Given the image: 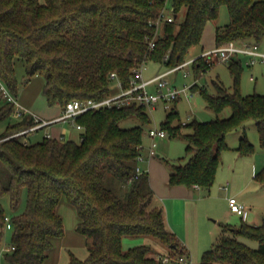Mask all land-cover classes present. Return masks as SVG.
<instances>
[{
	"label": "trees",
	"instance_id": "16d2710c",
	"mask_svg": "<svg viewBox=\"0 0 264 264\" xmlns=\"http://www.w3.org/2000/svg\"><path fill=\"white\" fill-rule=\"evenodd\" d=\"M166 5L167 0H0V78L17 97L15 63L22 60L28 80L44 77L43 93L50 106L64 108L75 99L101 100L110 94L111 73L127 88L133 70L149 60L170 69L186 62V54L201 42L207 24L219 18L222 6L230 20L216 26L215 47L264 40V0H172L171 19L163 17ZM181 13L184 18L178 21ZM193 64L198 77L212 62L199 57ZM242 65L241 59L228 61L233 92L217 82L216 95L192 85L215 118L174 124L178 111L166 115L160 129L184 136L190 154L184 164L171 166V186L211 188L228 148V133L248 120L256 122L264 146V95L241 94ZM15 106L0 88V123ZM227 108L230 116L220 118L218 113ZM147 110L139 105L90 110L76 119L84 128L79 140L45 136L34 143L23 141L21 136L36 131L31 128L38 124L29 112L6 126L0 133V250L7 247L6 232L11 234L8 246L14 249L4 252L1 264H45L55 242L65 235L59 211L64 203L75 210V230L87 238L88 249L85 260L71 253L69 264H165V255L188 257L186 247L168 228L149 173L136 177L145 126L152 123ZM129 117H137L141 124L121 127ZM184 126L191 130L182 134ZM237 151L241 156L254 151L245 130ZM254 178L264 187V167ZM25 189V209L11 216L13 226L8 230L1 199L9 196L16 212ZM127 237L156 238L168 253L157 258L149 244L124 249ZM240 238L253 239L258 247ZM200 264H264V220L259 225L245 221L239 227L224 225Z\"/></svg>",
	"mask_w": 264,
	"mask_h": 264
},
{
	"label": "rangeland",
	"instance_id": "374dc122",
	"mask_svg": "<svg viewBox=\"0 0 264 264\" xmlns=\"http://www.w3.org/2000/svg\"><path fill=\"white\" fill-rule=\"evenodd\" d=\"M166 14L172 17V0H167ZM183 18L184 15L181 13L178 21H182ZM229 20V13L226 6H222L219 18L216 21H211L207 24L201 42L189 50L185 56V61L199 58L205 51L213 49L216 46L214 29L216 30L217 25H226ZM258 45L259 49L264 51V40L260 41ZM240 58L243 64L240 77L241 94L251 95L257 93L264 95V62L258 61L256 64L248 66L245 64L246 58L242 56H240ZM208 62H212V64L205 72H201L198 77L195 73L194 64H189L182 69L170 72L164 78L169 86L176 89L188 87V93L186 95H182L176 101L169 102L167 105L160 102L155 107L147 110L152 123L145 126V135L143 139L145 159L141 161L140 164L146 165L147 172L150 177L152 173L153 176H158L159 178V175L165 173V170L169 171L173 164H184L188 160L190 154L187 153L186 147L188 142L184 136L167 135L164 138L157 139V155L150 156L149 147L152 139L148 136V130L151 128H160L162 123L165 121L166 115L173 109L178 111V115L173 122L174 124H185L195 118L200 121H208L215 118L217 115L207 107L206 101L200 92L191 90L192 85L195 83L199 87L206 88L212 95L217 94L215 82L223 85L229 92L234 91V78L228 67V61H220L211 57ZM15 68L18 81V103L16 104L12 115L0 123V133L4 131L9 123L18 121L21 117V113L23 112H34L45 119L54 118L60 113V107L57 105L50 106L44 96V77L42 75H36L32 77L31 80H28L25 62L22 60L16 61ZM169 69V66L164 63L149 60L146 62L145 67L142 70L143 78L145 80H149L160 73L168 71ZM186 72H189L190 74L188 76H184ZM251 76H254V79H252ZM149 88L150 90H153L155 87L150 85ZM119 91L120 89L118 88L117 81L113 80L111 83L110 95L118 93ZM230 114L231 110L230 108H227L218 113V116L220 118H227ZM140 124L141 121L137 117H129L122 120L120 126L123 128H130ZM65 126L70 128L68 122H56L39 128L25 136H21V139L23 141L34 143L42 140L48 132H53L55 128ZM243 129H246L248 140L254 144V151L247 156H239L237 151L239 138ZM190 130V128L184 126L181 131L183 134L189 132ZM75 139L79 140L77 135L75 136ZM227 144L228 148L225 149L222 154V160L218 167L211 191L207 193L200 188V195H198L196 197L197 200H194L193 202L194 208L196 207L197 209L194 215H191L192 219L190 223H192V225L189 226L187 230L182 229L181 226L174 228L179 240L185 243L186 247L189 249V264H200L202 254L206 250L213 247L222 233V227L224 225L230 224L234 227H239L243 222L241 216L231 214L228 204L229 201H224L226 194L229 196L231 189L236 185L233 178L240 177L244 179L248 173L251 174L253 167L257 168V172L262 170L264 167V146L260 143L256 122L254 120H248L242 127L229 132L227 135ZM151 160H153L156 165L153 168L151 167L150 171V165L148 162ZM254 177L255 174L252 177L253 180L251 183L253 184L244 192V195L242 196V203L248 211H252L250 213H252V217L256 219L257 223H260L264 218V195H258L259 189H252V187H261L263 191L264 188L255 180ZM117 188L118 187L115 189L118 190ZM262 190L260 192H262ZM123 192L125 191L121 190V194H123ZM26 197L27 191L25 189L22 192V200L16 212H13L11 209L9 196L2 198L1 202L6 215L11 217L14 213L22 212L26 206ZM68 205L69 204H62L59 210L64 219L65 235L63 238L55 242L54 250L50 253L45 264H69L71 253L80 260H85L88 256L87 238L77 233L74 229L76 225V214L71 206ZM245 222L249 224L255 223L250 219ZM10 238V232H6L4 237V244L6 246L10 244ZM240 239L244 240V242L252 248L258 247V242L253 239ZM140 244H149L152 246V255L157 258L164 253V246L158 239L153 237H127V240L123 242V247L124 249H128ZM166 251L168 250L166 249ZM167 264L172 263L169 262Z\"/></svg>",
	"mask_w": 264,
	"mask_h": 264
},
{
	"label": "built area",
	"instance_id": "2783aa9c",
	"mask_svg": "<svg viewBox=\"0 0 264 264\" xmlns=\"http://www.w3.org/2000/svg\"><path fill=\"white\" fill-rule=\"evenodd\" d=\"M163 17H166L168 19H171L169 15L166 16V14H163ZM161 23V20H159L156 24L159 26ZM155 42L154 39L150 41V46L154 47ZM240 56L246 58L245 64L250 66L256 64L258 61L264 62V51H261L259 49V45L256 42H245L243 45H238L236 42H230L228 44L214 47L211 50H208L204 52L201 57H203L206 61H208L211 57L216 58L220 61H229L230 59L236 57L240 58ZM192 59L189 61L184 62L181 65H178L177 67H174L172 69H169L166 72L160 73L156 75L155 77L145 80L143 78V68L145 65H141L138 68H135L134 76L131 78L130 85L127 88H124L122 85V82L117 78L115 73H111L110 77L113 80L117 81L118 88L120 91L118 93H115L113 95H108L107 97L101 99V100H95V99H87V100H79L75 99L66 104V106L63 108L62 113L59 117L53 120H43L39 116L32 114L35 118V120L38 122V124L31 128V130H37L39 128H42L44 126L54 124L56 122H71L73 125L83 131V126L81 124H78L76 122V119L90 111V110H96L102 107H124V106H130V105H139L144 106L147 109H151L155 107L160 102L164 104H168L171 101H175L182 95H186L188 93V87H184L183 89H176L172 86H169L166 80L164 78L170 73L177 69H182L186 65L193 64L196 60ZM190 73L186 72L184 76H188ZM252 79H254V76H251ZM153 85L155 88L154 90H150L149 86ZM0 88L2 89L3 93L5 94L8 101L13 102L15 105L18 103L17 97L13 95L9 88L6 86V84L1 80L0 78ZM26 132V131H24ZM24 132L17 133L14 136H18ZM148 136L152 139L151 145L149 147V155L150 156H156V147L158 146L157 139L164 138L167 136L166 131L160 129V128H151L148 130ZM46 137H52L50 133L46 135ZM144 150V146H142ZM140 161L144 160L143 154L139 157ZM143 172V170L138 166L137 168V175H140ZM229 206L232 213H235L240 216L246 215V207L243 203L238 201L236 197H230L229 199ZM6 221V229L10 230L12 229V222L11 217L6 215L5 216ZM13 247H3L2 250H0V264L3 259V254L5 251L13 250ZM163 263H172V261H176L180 264H189V259L182 255L178 257L177 259H174L170 257L169 255H165L162 258Z\"/></svg>",
	"mask_w": 264,
	"mask_h": 264
},
{
	"label": "crops",
	"instance_id": "0c3cea01",
	"mask_svg": "<svg viewBox=\"0 0 264 264\" xmlns=\"http://www.w3.org/2000/svg\"><path fill=\"white\" fill-rule=\"evenodd\" d=\"M214 38H215V29H214ZM244 43L245 42H238L237 44L242 45ZM56 105L60 107V105H58V104H56ZM62 110H63V108L60 107V113L57 116H55L54 118H48V119L42 118L39 114L34 113V112H29V113L35 114L43 120H53V119H56L57 117H59L61 115ZM68 123L70 125V128L67 126L61 127V128L59 127V128H55L53 132H48V133H50L52 135V137L58 138V139L63 140V141L69 140V139H75L76 135L78 138H80L82 130L77 129L73 125V123H71V122H68ZM244 130L246 131V129H243V131ZM243 131H242V133H243ZM242 133H241V135H242ZM241 135H240V137H241ZM246 135H247V132H246ZM143 156L145 159L144 151H143ZM239 156H241V155H239ZM148 163L150 165L149 169L151 171V167L153 168L156 165V163H154L153 160L149 161ZM139 166L143 171L147 172L146 165H141L139 163ZM252 169H253V171H251V174L248 173L244 179H242L240 177L239 178L238 177L233 178L234 183H236V185L234 188L231 189L229 196H228V194H226V196L224 197V201L227 202V200L229 201L230 197H236L238 199V201H240L241 203L243 202L242 196L244 195V192L247 189H249V187L253 184V183H251L253 180L252 177L254 176V174L257 173V168L253 167ZM169 174H170V170L169 171L165 170V173H163L162 175H159V178H158V176H153L151 173L150 184H151L152 189L155 192V197H156L158 203H160V205H162L164 208L168 228L170 230H172L174 233H176V230L174 228L181 226L182 229L187 230V228H189V226L192 225V223H190V221L192 219L191 215L192 214L194 215V213L197 209L196 207L194 208L193 202H194V200H197L196 197L198 195H200L199 190L201 187H198V186L188 187L186 185L171 186L168 184L169 183ZM212 186L209 189H204V188H201V189H203L205 192L209 193L212 189ZM252 189H256V190L259 189L258 195H261V196L264 195V191L261 189V187L260 188L259 187H252ZM261 190H262V192H260ZM64 205H67V204L64 203ZM59 210H60V208H59ZM230 212H231V210H230ZM250 212H252V211H250V210L248 211V209H247L246 215L244 217L241 216V219L243 221H247L248 219L253 220L255 223H251L252 225L261 224L262 221L264 220V218L260 223H257L256 219H254L252 217V213H250ZM75 214H76V212H75ZM231 214H235V213L231 212ZM77 222H78V217L76 215V225H77ZM76 225H75L74 229H76ZM222 229H223V227H222ZM176 235H177V233H176ZM125 240H127V238H125L123 240V242H125ZM181 243L186 247L185 243H183V242H181ZM128 247H130V246H128ZM163 248H164L163 254H166L168 251H166L165 247H163ZM186 249L189 253V249L187 247H186ZM188 259H190V257H188ZM172 264H179V263L172 262Z\"/></svg>",
	"mask_w": 264,
	"mask_h": 264
}]
</instances>
